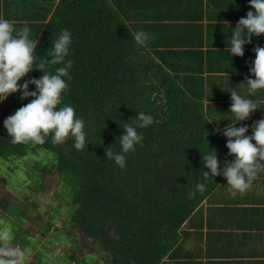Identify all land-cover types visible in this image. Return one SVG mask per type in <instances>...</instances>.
<instances>
[{"label":"trees","instance_id":"trees-1","mask_svg":"<svg viewBox=\"0 0 264 264\" xmlns=\"http://www.w3.org/2000/svg\"><path fill=\"white\" fill-rule=\"evenodd\" d=\"M123 1L60 0L50 20L45 15L44 24L30 26L31 37L38 40L37 65L56 34L64 28L72 32L69 58L74 63L63 103L72 105L85 121L89 144L78 151L71 138L62 144H52L50 137L44 145L11 143L4 120L31 99L22 100L20 93H14L0 102V175L3 170L13 172L16 161L47 151L53 159L37 174L38 183L45 188L46 181L57 175L64 189L71 190L67 236L80 234L81 241H89L102 264H161L177 244L185 222L225 180L223 176L215 177L214 183L203 180L201 170L207 169H203L202 154L210 145L221 165L233 157L228 154L227 138L207 119L204 100L189 93L131 39L132 31L116 10ZM2 9L7 5L0 0V17L12 21ZM42 75L34 69L24 79ZM34 90L29 85V91ZM140 111L151 114L154 122L138 129L143 145L126 154L121 169L107 159L105 149L112 146L119 151L117 138L123 134L124 123L134 124L132 119ZM197 182H204L206 191L190 196ZM6 184L7 177L2 176L0 189ZM18 202L0 194V221L10 214L30 218L28 209H16ZM23 235L17 232L18 238ZM69 259L87 264L74 250Z\"/></svg>","mask_w":264,"mask_h":264},{"label":"crops","instance_id":"crops-1","mask_svg":"<svg viewBox=\"0 0 264 264\" xmlns=\"http://www.w3.org/2000/svg\"><path fill=\"white\" fill-rule=\"evenodd\" d=\"M1 2L7 5L2 14L11 16L16 27L27 22L30 28L44 24L45 15L50 20L60 0ZM116 10L132 33L149 34L144 47L156 61L204 100L206 117L215 129L231 123L229 92L245 95L246 79L254 78L249 72L254 50L264 47L262 35L244 46L243 57H230L226 51L230 29L254 11L249 0H125ZM248 98L264 100V89ZM260 119L264 111L257 110L237 126L251 129ZM226 185L224 180L189 217L161 264H264V169L244 193Z\"/></svg>","mask_w":264,"mask_h":264},{"label":"clouds","instance_id":"clouds-1","mask_svg":"<svg viewBox=\"0 0 264 264\" xmlns=\"http://www.w3.org/2000/svg\"><path fill=\"white\" fill-rule=\"evenodd\" d=\"M246 17H242L235 28H231L230 44L226 51L230 57H243L244 46L250 44L253 36L264 35V0H249ZM31 29L27 22L16 29L12 21L0 17V102L10 95L20 93L22 100L30 102L17 109L14 114L4 120V128L13 144L31 143L44 145L51 139L52 144H62L71 138L72 146L76 150H83L87 143L85 121L76 114L75 108L63 103V95L67 93V80L71 79L70 71L74 61L70 59L72 32L64 28L56 34L51 41V48L42 62L37 65L38 57L35 55L38 40L30 35ZM131 39L137 46L147 45L150 36L143 30L131 33ZM229 40V39H228ZM255 59L249 68L251 77L246 79L245 95L236 90L230 93L231 105L229 115L233 119L217 133L227 138L226 147L231 161L221 165L218 152L209 145V149L202 154L203 180L214 183V178L223 176L226 187L230 191L244 193L249 189L258 172L264 169V119H260L251 127L237 124L250 119L257 110L264 111V100H253L248 97L255 96L258 90L264 89V47L255 48ZM55 66V67H54ZM38 69L43 73L40 78L25 80L24 78ZM23 81V83H21ZM29 85L35 90L29 91ZM134 124L124 123L123 134L117 138L119 151H113L112 146L105 149L107 159L112 160L121 169L125 167V157L134 152L136 146L143 145V136L138 129L148 128L153 124V116L143 111L136 112L132 119ZM235 121V122H233ZM209 135V133H208ZM209 143V142H208ZM206 191L204 182H197L190 196ZM9 231H0V241L11 239ZM4 255L6 250L0 249ZM0 264H15L12 260H0Z\"/></svg>","mask_w":264,"mask_h":264},{"label":"rangeland","instance_id":"rangeland-1","mask_svg":"<svg viewBox=\"0 0 264 264\" xmlns=\"http://www.w3.org/2000/svg\"><path fill=\"white\" fill-rule=\"evenodd\" d=\"M52 159V154L39 150L27 159L16 161L17 166L10 174L2 171L0 178L6 176L7 184L0 189L1 196L17 199L16 209H28L30 218L25 220L10 214L0 221V231H9L12 237L9 241H0V249L10 253L4 255L0 251V260H12L15 264H65L64 261L75 264L69 259L74 250L87 264H102L89 241H81L80 234L77 237L66 235V232L71 233L68 220L73 208L71 190L64 189V182L57 175L46 181L45 188L38 183L37 174L40 175V171L44 166H49ZM61 191L64 195H57ZM48 224L52 226L50 230ZM17 232L24 235L18 238ZM64 238L75 243L67 242Z\"/></svg>","mask_w":264,"mask_h":264}]
</instances>
